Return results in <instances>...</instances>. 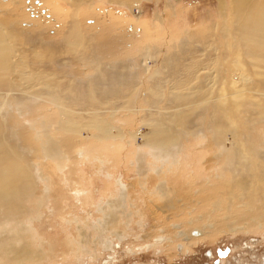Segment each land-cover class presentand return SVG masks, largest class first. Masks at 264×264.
<instances>
[{
	"label": "rangeland",
	"instance_id": "1",
	"mask_svg": "<svg viewBox=\"0 0 264 264\" xmlns=\"http://www.w3.org/2000/svg\"><path fill=\"white\" fill-rule=\"evenodd\" d=\"M227 2L229 5L230 0ZM220 6V0H141L138 5L112 0H80L78 3L73 0H0V22H7L9 27L13 24L27 33L30 42L20 35L18 46L35 51L47 46L49 39L55 42L53 47L58 48L77 17L81 30L90 38L82 56L61 51L57 59L37 63V68L44 65L61 82L69 78L74 82H87L89 79L85 77L93 74L96 66L91 58L97 53L103 55L101 64L129 63L132 57L142 60V54L149 47L148 52L154 56L150 73H143L139 68L138 82H141L136 94L137 104L146 107L145 92L152 85V72L166 57L174 54L172 69L181 71L191 47L197 50L206 37L215 40L222 57L225 53L232 55L227 49L233 36L232 18L231 14L224 15ZM225 24L230 26L229 34L222 31ZM181 42L188 49H181ZM198 51L209 55L207 59L217 53ZM87 60L91 62L87 64ZM226 65L227 62L223 63ZM26 67V72L32 71L30 66V70ZM218 77L219 81L215 72L207 79L211 98L220 93L222 78L230 77L229 72L222 70ZM203 78L194 77L195 88ZM173 82L169 81L164 88L163 99L158 104L160 111L166 105ZM242 87L234 85L232 91L241 94ZM200 98L195 95L193 103L199 104ZM15 102L13 100V106L5 105L6 113L0 125L11 127L23 135L25 143L39 150L41 144L36 140V131L28 128V114L19 113ZM28 103L37 114L56 113L54 105L45 100ZM242 103L233 124L235 128L228 130L224 139L229 150L235 149V143L240 141L248 147L246 159L235 156L230 161L226 153L220 152V144L214 142L213 131L203 128L213 122L212 103L207 112L193 119L194 124L204 129H199L197 135L172 127L179 143L173 149L172 157L176 158L171 166L167 161L169 155L162 157L159 150L143 145L141 135L136 139L131 136L137 128L143 134L148 129L140 122L143 112L125 109L119 111L118 119L111 118L108 122L123 127L124 138L99 141L86 138L87 133L67 135L72 160L63 169L42 153H32L31 161L40 163L49 189L40 188L36 193L38 199H29L24 205L26 213L17 217L28 226L26 236L17 241L28 243L34 250L33 259L24 264H215L216 260L218 264H264V194L257 188L259 183L264 185V115L256 116V108L247 100ZM262 103L264 107V100ZM85 149L87 153L94 151L91 157L79 154ZM242 177L245 185L239 183ZM118 180L126 187L125 197H122ZM161 180L171 195L167 204L158 200L157 186ZM254 198L259 199V206L255 208ZM101 203L103 210L98 207ZM103 226L106 227L101 233L98 228ZM226 247L229 253L218 255L217 249ZM209 249L213 250L212 256Z\"/></svg>",
	"mask_w": 264,
	"mask_h": 264
},
{
	"label": "bare ground",
	"instance_id": "2",
	"mask_svg": "<svg viewBox=\"0 0 264 264\" xmlns=\"http://www.w3.org/2000/svg\"><path fill=\"white\" fill-rule=\"evenodd\" d=\"M73 1L78 3L80 0ZM112 1L118 3L129 1L132 5H138L141 0ZM220 3L221 12L224 15L231 14L232 18L233 36L231 42H228V48L226 47L232 55L225 53L222 57L215 40L212 37L211 40L210 37H206L203 39V43L198 44L200 46H197V50L191 47L190 54L187 55L181 71L176 72L172 69L174 54L166 57L163 64L152 72V82H150L152 85L148 86L149 88L145 92L144 104L146 107L137 104L136 97L138 98V96L136 94L140 88L141 81H138L141 78V71L150 73L154 56L148 52L149 47L142 54V60L138 61L132 57L129 63L114 61L101 64L103 62L99 61L101 58L104 59L103 55L97 53L95 57L91 58V61L96 62V66L93 74L85 77L89 79L87 82H74L69 77V80L61 82L44 65L37 68L39 66L37 63L44 64L49 60L57 59V54L61 51L72 53L77 57L82 56L83 51L90 44V38L81 30L77 17L72 20L66 32V38L58 46L59 49L53 47L55 42L49 39L47 46L44 45L35 51L20 49L18 46L19 42L17 43V41H19L20 35L30 42L27 33L19 31L13 24H11L12 27H9L7 22H0V120L6 113L5 105L13 106L12 102L16 100L15 105L19 113L28 114L26 115L27 118L29 117L28 128L30 126V129L36 131V140H40L41 144L38 150L35 146L25 143L23 135L21 137L11 127L6 125L5 128H2L0 125V264H24L26 260L31 261L34 256V250L29 248L28 243L23 244L17 241L25 237V231H28L26 222L20 223L17 217L26 213L25 203L32 198L37 200V191L40 188H46L45 182L47 181L49 184V181L42 172L40 163H37L38 160L32 162L30 155L35 152L42 153V156L49 158L57 164L58 168L63 169L72 160L68 153L71 145L68 143L70 140L67 135L87 133L86 138L99 141L126 136L123 127L108 123L111 118L118 119L120 110L143 112L140 122L142 126L147 127V133L143 134V131L137 128L130 133L131 136L136 139L141 135L143 145L147 144L153 151L159 150L163 153L162 157L165 154L169 155L167 161L171 166L176 158L172 157L173 149L179 143L178 134L172 127L183 129L184 133L186 131L193 133L194 136L197 135L196 132L202 127L194 124L193 119L197 115L207 112V107L212 103L213 120L211 122H213L205 124V126L202 124L203 128L206 127V131H213L214 142L220 144V152L226 153L230 161L235 156L240 159H246L249 156V148L245 147L241 141L235 143V149L232 147L233 149L229 150L225 146V135L228 130L235 128L233 124L235 125V118L237 119L238 111L242 108L244 100L254 105L257 111L255 112L256 116L264 115L262 103L264 100V0H230L229 5L227 0H220ZM1 24H4L5 27ZM229 28L230 26L225 24L222 31L229 34ZM43 39L47 40L48 37H43ZM182 43L181 49L185 48L184 50H186V44L182 45ZM198 50H213L217 53L216 56L212 55L207 59L209 55ZM91 61L87 60V64ZM225 62L228 66H223ZM26 65L31 67V72H26ZM101 65L104 67L102 68ZM29 66L26 67L27 70H30ZM221 69L228 71L230 77L222 78L220 93L211 98L207 79L213 77V73L217 72L219 81L218 75L222 71ZM50 75H52L51 78ZM202 76L205 78L195 88L194 77L201 78ZM171 80L174 82L167 93L168 100L162 108L163 110L160 111L158 104L163 99L166 84ZM238 81L241 84H238ZM234 85H238L240 88L243 85L242 91L240 89L241 94L232 91ZM195 95L201 97L199 104H194L192 101ZM43 100L54 105L56 110L54 115H50L52 112L40 115L34 112V109L31 110L29 101L39 103ZM26 111L30 113H25ZM25 129L27 130V128ZM205 136L207 134L204 132L203 137ZM37 147L39 148V146ZM93 152L88 151L87 153L85 149L81 150L79 154L91 157ZM100 161L104 165V161ZM108 176L111 174L109 173ZM241 180L239 183L242 182L245 185V179L242 177ZM163 181L157 186L158 200L167 204L171 200V195L166 190L169 188ZM117 182L123 194L121 196L125 197L126 187L123 181L118 180ZM257 188H260V192L264 194L263 184L259 183ZM48 189L49 187H47ZM44 191L46 190L44 189ZM258 201L257 198L253 199L254 208L259 206L257 205ZM109 204L110 202H108V207H111ZM251 206L253 209V204ZM98 207L99 210H103L102 203ZM35 213H37L36 209ZM105 227L98 229L103 233Z\"/></svg>",
	"mask_w": 264,
	"mask_h": 264
},
{
	"label": "flooded vegetation",
	"instance_id": "3",
	"mask_svg": "<svg viewBox=\"0 0 264 264\" xmlns=\"http://www.w3.org/2000/svg\"><path fill=\"white\" fill-rule=\"evenodd\" d=\"M212 251L213 250H211V249H209V251H208V253H209V256H212ZM217 253H218V255H220V256H225V255H227L228 253H229V248L228 247H226V248H224V249H222V248H218L217 249ZM218 264L219 263V260H216L215 261V264Z\"/></svg>",
	"mask_w": 264,
	"mask_h": 264
}]
</instances>
